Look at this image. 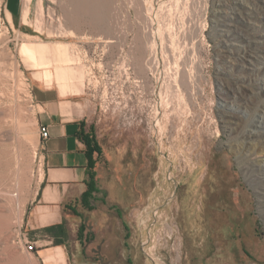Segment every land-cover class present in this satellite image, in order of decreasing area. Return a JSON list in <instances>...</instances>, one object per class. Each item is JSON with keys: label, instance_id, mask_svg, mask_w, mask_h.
<instances>
[{"label": "rangeland", "instance_id": "obj_1", "mask_svg": "<svg viewBox=\"0 0 264 264\" xmlns=\"http://www.w3.org/2000/svg\"><path fill=\"white\" fill-rule=\"evenodd\" d=\"M0 1V70L7 74L0 90L8 93L0 111L18 103L26 109L20 129L0 114L3 209L6 192L17 194L23 158L32 159L22 221L12 227L21 264H42L37 251L57 247L27 221L44 172L33 90L60 88L59 65L40 66L39 56L22 53L25 43L66 46L71 68L81 72L64 88L66 107L92 126L100 148L98 198L105 204L90 216L94 241L83 253L74 242L78 221L67 218L66 264H264L263 187L243 168L245 147L264 160V141L241 144L264 123V23L249 14L252 7L264 14V0H41V20L39 0H32L28 24L26 0H17L13 26L4 11L9 1ZM254 38L262 48L253 56H260L247 68L235 65L240 39ZM47 71L51 85L33 78Z\"/></svg>", "mask_w": 264, "mask_h": 264}, {"label": "bare ground", "instance_id": "obj_2", "mask_svg": "<svg viewBox=\"0 0 264 264\" xmlns=\"http://www.w3.org/2000/svg\"><path fill=\"white\" fill-rule=\"evenodd\" d=\"M31 1L32 0H26V7H25V10L23 12V20L26 24H28L27 18H28V11H29V6H30ZM82 4H84V3H82ZM82 4L80 6H82ZM152 8L150 10H152ZM43 9H44L43 3L41 0H39L38 4H37V10L39 12L40 20L43 17ZM157 10L159 11L158 8H157ZM157 10H156V12H158ZM0 11H1V1H0ZM4 11H5L6 19H8V22L10 23V25L13 26V20H12L11 14L8 12L7 9ZM256 11L257 10L254 7H252V12H250L249 14L252 16H256L258 14L262 15V17H263L262 22L264 23V14L263 13H257ZM150 12L151 11H149V13ZM156 12L154 13V16H155ZM157 14H159V13H157ZM60 20H62V19H60ZM154 20H156V19H154ZM154 20H153V23H155ZM235 30H236V28H235ZM161 38H162V35L160 34L159 30L156 33H154L151 50H152V53H153V56L155 57V59H156L157 46L159 47V43L161 41ZM234 38H236V35L234 36ZM240 43H241L240 46L234 50V52H236V54H234L233 60L235 61V65H240L243 68H245V67L247 68V66H251V64H253L255 57L257 58L258 56H260L258 54H256V56L255 55L253 56V54L255 52H260L262 47H260L258 45L259 42L256 38H254L250 41H245V40L243 41L240 39ZM261 52H264V50H262ZM22 53L27 54L29 56V58H31L32 60H34L36 55L39 56V59H40L39 65L42 67L48 66L51 63H56L59 65L55 69L54 76H55L56 80L58 81V84L60 87L59 88L60 96L65 95L64 88L69 87L70 84L74 83V80L76 78L81 76L80 75L81 72L79 70H77L75 68H71V65L73 64V59L71 58L66 46H54V45L48 46L46 44H42V45H38V46H32L31 44L25 43L23 45V48H22ZM156 63H157V65H159V62L157 60H156ZM160 66H162V65L160 64ZM162 67H164V66H162ZM252 71H253V69H252ZM161 72H163V73L161 74ZM245 74H247V73H245ZM159 75H160L161 80L165 79V72L163 69H162V71H160ZM161 75H162V77H161ZM6 77H7V74L5 76L4 70H3V72H2V70H0L1 82H4V78H6ZM33 78L36 80V82L44 81V84H46L48 86L52 84V74L50 71L45 72V74H43V73L42 74H39V73L34 74ZM18 82L20 85L22 84L21 79H19ZM7 94L8 93H7L5 88L0 90V98L5 97ZM25 111H26V109L24 108V106H22L21 104L18 103L14 107L5 106L4 108L1 109L0 114L3 117H10V118L16 119L18 121L17 127H18V129H20L18 125H20V123H22V121L24 120ZM259 112L262 115H264V106L259 109ZM256 141H264V123H263V121H259L258 124L253 126V128L251 130H249V131L245 132V134H243V137L241 139V144L243 145L244 143H246L247 145H249L250 143L253 144ZM250 148L251 147H245V149H246L245 153H244V160H245L244 163L245 164H244L243 168H244L245 173L251 178V182H253L256 185H261L263 187V190L261 191V194H262L261 208H262V212L264 213V160H260L257 157V154L255 152H253L252 149H250ZM26 157L27 158L24 157L25 159L23 158V160H24L23 162L25 163V167H23L24 169L22 172L19 171L21 174L19 173L20 176H19L17 182H15V183H17V185H16L17 191L15 190L17 192V194L14 195V193H13V195H10V192H6V194H5L2 191L3 192L2 194H5L4 195L5 199H6L5 204L9 208L3 209L4 204L2 205V207H0V244L4 247V249H3L4 252L1 251L2 253L0 254V264H21L22 263L20 261V255L21 254L18 252L17 249L14 248L15 246H13V244H11V240L13 238V232H12L13 225L21 224L24 202L26 200L25 196L29 192L31 181H32V173H31V169H30V164H31L32 159H30L31 157H29V158H28V156H26ZM21 170H22V168H21ZM16 175H18V174H16ZM41 178H42V174L39 175L38 182L41 180ZM6 188H7V186H6ZM36 192L37 191H35V193ZM12 221H14V222H12ZM45 261L48 264H66L62 248L57 247L55 249L54 256L45 258Z\"/></svg>", "mask_w": 264, "mask_h": 264}, {"label": "crops", "instance_id": "obj_3", "mask_svg": "<svg viewBox=\"0 0 264 264\" xmlns=\"http://www.w3.org/2000/svg\"><path fill=\"white\" fill-rule=\"evenodd\" d=\"M8 1L6 9L13 20L17 0L12 7L11 0ZM33 100L40 107L37 111L38 126L46 127L49 133L47 139L41 140L44 172L32 200L35 205L27 221L29 231H40L60 224L64 218L62 205L79 197L85 190L87 161L84 147L75 136L79 123L84 120L80 113L74 107H66L70 102L50 88L35 86ZM57 247H44L37 251L42 264H48L45 258L54 256Z\"/></svg>", "mask_w": 264, "mask_h": 264}, {"label": "trees", "instance_id": "obj_4", "mask_svg": "<svg viewBox=\"0 0 264 264\" xmlns=\"http://www.w3.org/2000/svg\"><path fill=\"white\" fill-rule=\"evenodd\" d=\"M92 131V126H89L87 129L85 122L81 121L75 133L76 138L84 147L83 153L87 161L85 190L79 197L62 205L64 218L60 224L51 225L40 230L45 238L53 241L54 246H65L70 239L67 218L72 217L78 221L74 242L81 246V253L84 252L87 243L94 241V231L92 224L89 222L90 216L97 211L99 204H105L103 199L98 198L100 191L97 184L96 164L100 155V148ZM116 213L120 217V211H116Z\"/></svg>", "mask_w": 264, "mask_h": 264}, {"label": "built area", "instance_id": "obj_5", "mask_svg": "<svg viewBox=\"0 0 264 264\" xmlns=\"http://www.w3.org/2000/svg\"><path fill=\"white\" fill-rule=\"evenodd\" d=\"M38 129H39V138H40V140L47 139L48 135H49L47 128L44 127V126L39 125ZM26 245H27L26 246L27 251H34V246L31 243L27 242Z\"/></svg>", "mask_w": 264, "mask_h": 264}, {"label": "flooded vegetation", "instance_id": "obj_6", "mask_svg": "<svg viewBox=\"0 0 264 264\" xmlns=\"http://www.w3.org/2000/svg\"><path fill=\"white\" fill-rule=\"evenodd\" d=\"M95 255H96L97 258L99 257V253H98V250L97 249H95Z\"/></svg>", "mask_w": 264, "mask_h": 264}]
</instances>
